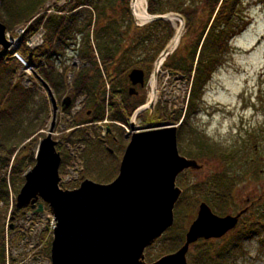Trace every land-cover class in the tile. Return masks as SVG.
Wrapping results in <instances>:
<instances>
[{
  "label": "trees",
  "instance_id": "16d2710c",
  "mask_svg": "<svg viewBox=\"0 0 264 264\" xmlns=\"http://www.w3.org/2000/svg\"><path fill=\"white\" fill-rule=\"evenodd\" d=\"M49 1L0 0V17L6 24L7 31H12L14 36L18 35V32L14 31L17 28L25 29L24 33L18 35L21 45L17 52L38 70L57 98L65 94L72 98V106L65 111V114L71 116L66 129L72 130L60 138L64 143L76 145L86 142V146H89L95 141L88 133V128L77 131L75 127L89 122H101L106 118L129 124L133 112L146 103L147 92L142 94L139 91V95L131 96L128 91V74L134 68H142L148 81L154 71L155 62L174 37L176 28L166 19H157L144 26L136 25L130 0H71L66 7L67 14L48 13L50 8L46 6ZM249 1L147 0V10L150 14L179 13L186 21L180 44L167 57L162 70L193 80L188 104L186 107L173 109L165 105L158 106L154 115L156 119L173 123L183 119L178 131L180 145L185 137L187 140H194L190 136L193 119L205 108L203 103L207 85L227 61L228 54L233 51V39L251 23L247 7ZM56 10L62 12L64 8L56 6ZM41 27L46 31L44 44L32 49L27 45V41ZM74 56L81 61L82 66L74 69L73 82L68 83L69 59ZM19 60L10 50L5 49L0 53V202L7 204L10 189L17 192L24 184V173L35 163V152H32V142L29 140L39 131L50 114L48 98L42 100L39 107L34 109L35 106L32 108L30 105L36 95L35 90L11 82L13 76L18 73ZM108 85L110 89H107ZM82 96H85L84 106L72 114V108ZM35 110L37 115H41L39 123H36V117L31 116ZM81 113L84 115L81 116ZM141 118L143 121L148 120L145 114L141 115ZM106 125L114 126L111 123ZM119 129L123 139V129ZM252 137L257 140L256 135H251L250 139ZM195 147L203 146L195 142ZM57 148L64 155L62 144L59 143ZM116 175L107 180L98 174L96 179L109 182ZM237 175L226 171L227 204L232 202L230 195L240 179H236ZM85 176L87 175L82 176V179ZM191 184H194V187H188L191 196L190 191L185 190L181 202L187 191L188 199L186 197V203L178 206L181 212L189 206L188 203L195 206L204 198L201 183ZM62 187L68 186L62 184ZM14 211L16 214L22 213L15 205ZM259 214L252 225L236 232L233 237L214 240L217 242L214 244L207 240L198 241L189 263L228 264L233 260L230 254H242L243 243L256 236L262 238L260 241L264 245V237L260 236L264 233V211ZM250 228L254 232L249 230ZM3 232L4 229L1 234ZM1 239L0 264H6L3 235ZM51 239L41 252L46 249L50 251ZM184 240L185 230L177 229L175 224L158 242H163L162 253H170L177 250ZM152 248L148 249V259L153 261L154 257L149 254Z\"/></svg>",
  "mask_w": 264,
  "mask_h": 264
},
{
  "label": "rangeland",
  "instance_id": "374dc122",
  "mask_svg": "<svg viewBox=\"0 0 264 264\" xmlns=\"http://www.w3.org/2000/svg\"><path fill=\"white\" fill-rule=\"evenodd\" d=\"M64 1L66 0H50L46 7L57 11L53 7V4L59 6L60 4H64ZM130 4L132 5V0H130ZM247 7L251 23L241 34L233 39V51L228 54L227 61L216 71L208 83L203 103L205 108L193 119L192 132L190 134L196 143L198 142L203 146L197 150V153L200 154L199 160L201 163L206 160L202 158L201 154L206 145L212 151L220 148L224 152L225 155L221 163L223 162L225 164L226 171L229 174H238L236 179L240 177L236 185V195L238 198L245 196V193H249L250 195L255 192L257 195L264 193V1L250 0L247 3ZM172 22L176 26V20H172ZM178 24L181 25L180 23ZM14 31L16 33L18 32L19 35L24 29L23 27H19ZM45 33V29L40 30V34L45 35ZM184 33L185 29H182V35ZM18 35L16 34L14 36L12 35V31H7V37L17 41L14 48L10 49L14 55L18 54L17 49L21 45V40ZM36 42L42 45L43 37L36 34L27 41V44L34 46ZM3 50L5 48L0 47V53ZM19 62L18 73L13 76L11 82L20 83L25 87H32L35 90L36 95L30 105L32 108L35 106L34 109H37L36 107H39L45 98L49 100L50 114L44 120V124L39 131L29 140L32 142L31 148L34 153L39 141L45 137L47 130L51 126L53 108L46 88L36 78L33 70L29 69L20 60ZM27 63L30 62L26 61ZM81 66L82 63L76 56L69 59L67 69L68 83L73 82L74 69H78ZM33 69L38 72L34 67ZM151 79L146 85V88L140 89L142 94L145 91L147 92L148 101L150 100ZM156 81L158 97L153 102L154 106L148 108V111L146 110L148 116L156 115L158 106L163 107L165 105L167 108L173 109L186 105L189 86L187 77L175 76L169 74V72L161 71L158 73ZM107 89H110V85L107 86ZM63 97L64 95L58 100L60 108L55 126L56 134L62 133L56 137L62 143V147H64V155L62 154L64 160L60 166L62 183L64 185L67 183L69 187L67 189H74L79 187L81 182L86 178L102 183V181L96 179V175L98 174L106 177L107 180L113 178L118 172L119 161L122 158L123 150L116 144H112L113 152L103 148L100 141L104 133L103 129L99 126L92 130L88 129V133L90 136L92 134L95 141V143L89 146H86V142H80L76 145L67 142L64 143L63 139L60 138L66 134L63 131L66 129L67 121L70 120L69 117H71L62 110L61 103ZM84 99L85 96H82L77 100L74 108H72V114H75L76 111L84 106ZM32 115L36 117V123H39L41 115H37V110ZM83 115L81 113V116ZM138 124L142 129L146 127H157L158 125H167L168 123L159 122V119L153 117L146 122H142L140 118H137L134 125L136 126ZM251 135H256L257 140L255 141L254 137L250 139ZM124 136L127 137L125 129ZM194 140H187L185 137L182 140L181 152L190 149L189 146L194 147ZM204 144L206 145L204 146ZM255 144L258 145L257 150H255ZM221 163L219 160H212L210 161V167L211 169L218 168ZM249 168L252 174L246 177V170ZM84 175L87 176L82 179ZM201 175L202 173L196 174L193 180H191L192 176L187 177L188 175L179 177L178 186L184 188L189 179L193 183H201L203 180V176ZM192 186L194 187V185ZM21 187L17 192L10 189L8 204L6 202H0V234L4 229V234L2 233L0 235V251L2 249L1 236L3 235L7 264H51L50 251L48 252V249H46L41 252V250L45 246V241H49L51 235H53V215L46 208L44 212L25 209L22 213L13 215L11 204L15 201L13 199L16 198ZM187 190L190 191L189 188ZM188 191L185 194L187 199L189 195ZM186 197L182 202V198L179 200L178 206L186 202ZM190 199L192 200V198ZM178 206H176L175 224L177 229L182 228L187 233L194 217L192 218L190 206H187L183 212L180 211V207ZM262 211H264V202L258 208V213ZM262 222H264V217L262 218ZM260 236L264 237V233H261ZM260 239L262 238L255 237L243 243L244 252L242 254H230L233 256V260L228 264H264V245ZM214 242L217 243L216 241H212L211 243L214 244ZM162 246L163 242H158L153 246L149 253L154 257L153 260L167 253H162ZM194 248L195 245L192 246L188 253L189 260L191 259L192 251H196ZM146 254L147 261H152L148 259V250Z\"/></svg>",
  "mask_w": 264,
  "mask_h": 264
},
{
  "label": "water",
  "instance_id": "95a60500",
  "mask_svg": "<svg viewBox=\"0 0 264 264\" xmlns=\"http://www.w3.org/2000/svg\"><path fill=\"white\" fill-rule=\"evenodd\" d=\"M173 18L180 21L182 30L185 20L180 14L152 15L149 19ZM169 45L157 59L155 77L177 48L170 50ZM0 47L12 48V39L7 37V26L1 17ZM35 74L51 98L53 118L46 136L38 144L35 165L25 173L15 205L17 209L31 207L36 212H44V206L48 205L55 216L51 264H189L187 255L194 243L220 238L237 225L241 214L219 216L202 202L183 245L173 253L147 262L146 249L174 224V208L182 194L176 184L178 175L185 169L201 167L195 159L180 154L178 126L132 133L119 174L112 182L99 183L88 178L78 188L64 189L60 186L62 154L57 149L59 141L53 137L60 107L51 86ZM128 77L129 94H138L137 86L145 85V71L134 68ZM71 104L72 98L66 96L62 109L67 110ZM153 106L151 101L150 107Z\"/></svg>",
  "mask_w": 264,
  "mask_h": 264
},
{
  "label": "flooded vegetation",
  "instance_id": "af4514ba",
  "mask_svg": "<svg viewBox=\"0 0 264 264\" xmlns=\"http://www.w3.org/2000/svg\"><path fill=\"white\" fill-rule=\"evenodd\" d=\"M130 87V85H129ZM139 89V87H138ZM140 91V89H139ZM138 91V94L135 95H139L140 92ZM62 104V103H61ZM145 113H142V115H144ZM138 118H140V120L143 122L141 115L138 116ZM162 120V119H161ZM162 122H167L166 120H162ZM168 123V122H167ZM139 125V124H138ZM100 127L101 129H103L104 133H103V138L101 137V145L103 146V148L108 149L110 152H113L114 149L112 148V143L115 145H118L119 147H123V140H127L128 139V135L127 137L124 136L123 139L121 137V132L119 130L118 127L114 126H110V125H99L97 122H89L87 124H83V125H79L77 127H75L78 130L84 129V128H88L90 130L94 129L95 127ZM71 129V128H69ZM65 129L63 132L64 133H69L71 130ZM62 133L56 134L55 137L57 135H61ZM60 143V142H59ZM62 144V143H60ZM206 144H204L205 146ZM181 149H182V144L180 145ZM190 149H188L185 152H181L180 153L184 156H186L187 158H193L196 159L200 164L201 167L199 168H195V169H186L184 170L182 173L179 174V176L177 177V183H178V178L179 177H183L185 175H188L187 177H191V180H193V178L196 176V174L198 173H202L201 176H203V180L201 181V185L203 188V195L204 198H202L198 204L194 205H190V210L192 213V222L195 220V218L197 217L198 211H199V205L202 202H206L210 208L212 209V212L219 215V216H226V215H233L236 216L238 214H241L238 220L237 225L229 230L224 236L220 237V238H210L207 239V241H214V240H223V239H227L229 237H233L234 235H236V232L242 230L243 228H247L250 225H252L255 222V219L257 218L258 213V208L259 205L262 204L264 202V193L263 194H259L257 195V193L255 192L254 194L250 195L249 193H245V196L238 198L236 195V187L235 189L232 191L230 197L232 199V202L230 204H227L226 200H227V190H226V166L225 164L221 163L223 157H224V152L218 148L215 149L214 151L208 149L207 145L206 147L203 149L202 154V158L206 159L205 162L201 163L200 162V157L197 153V150L199 149V147H191L189 146ZM258 146H255V150H257ZM212 154H211V152ZM124 155V153H123ZM122 155V157H123ZM122 160V158H121ZM120 160V163H121ZM212 160H219L220 161V166L218 168H212L210 167V161ZM225 160V158H224ZM119 170H120V164H119ZM252 174L251 169H247L246 170V177H248V175ZM197 180V178H196ZM190 179L188 180V183L184 186L183 188V192H185V190H187V188L189 186H192L194 184L193 181H190ZM193 187V186H192ZM192 193H190L191 196ZM186 202H184L183 204H185ZM182 204V205H183ZM191 222V223H192ZM252 230L253 229H249ZM254 232V231H253ZM186 234V233H185ZM257 237V236H256ZM252 240V239H251Z\"/></svg>",
  "mask_w": 264,
  "mask_h": 264
},
{
  "label": "bare ground",
  "instance_id": "6f19581e",
  "mask_svg": "<svg viewBox=\"0 0 264 264\" xmlns=\"http://www.w3.org/2000/svg\"><path fill=\"white\" fill-rule=\"evenodd\" d=\"M132 2H133L135 16L143 22L147 21L150 18V15L146 11V0H132ZM176 26H177L178 31L175 37L173 38V40L170 42V45H169L170 50L174 49L177 46L180 40L181 34H182L180 25L177 24ZM16 42L17 41L12 40V48H14ZM7 50H10V49H7ZM156 85H157L156 77L153 76L151 79V90H150V100L153 102H155L158 97L157 95L158 91H157Z\"/></svg>",
  "mask_w": 264,
  "mask_h": 264
},
{
  "label": "built area",
  "instance_id": "2783aa9c",
  "mask_svg": "<svg viewBox=\"0 0 264 264\" xmlns=\"http://www.w3.org/2000/svg\"><path fill=\"white\" fill-rule=\"evenodd\" d=\"M34 45H38V43L36 42ZM56 225V220L53 217V221H52V228H54Z\"/></svg>",
  "mask_w": 264,
  "mask_h": 264
}]
</instances>
